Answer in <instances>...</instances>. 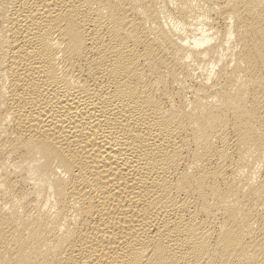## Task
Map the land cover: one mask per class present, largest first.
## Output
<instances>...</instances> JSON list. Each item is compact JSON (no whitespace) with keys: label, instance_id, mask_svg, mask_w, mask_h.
<instances>
[{"label":"bare ground","instance_id":"6f19581e","mask_svg":"<svg viewBox=\"0 0 264 264\" xmlns=\"http://www.w3.org/2000/svg\"><path fill=\"white\" fill-rule=\"evenodd\" d=\"M0 264H264V0H0Z\"/></svg>","mask_w":264,"mask_h":264}]
</instances>
